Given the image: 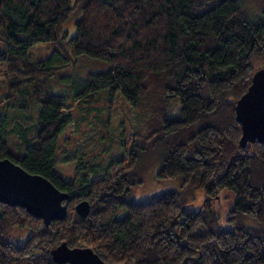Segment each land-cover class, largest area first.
Returning a JSON list of instances; mask_svg holds the SVG:
<instances>
[{"label": "trees", "instance_id": "1", "mask_svg": "<svg viewBox=\"0 0 264 264\" xmlns=\"http://www.w3.org/2000/svg\"><path fill=\"white\" fill-rule=\"evenodd\" d=\"M38 42L65 62L33 59ZM70 55L110 63L87 73L78 97L119 90L138 120L127 156L106 169L79 158L77 168L92 173L68 181L56 167L72 114L51 87ZM0 65V158L69 193L66 217L48 225L0 201V264H60L52 250L62 242L90 246L108 264H264V141L244 144L237 116L255 66L264 68V0H0ZM10 108L29 109L34 120L12 134ZM155 152L159 177L179 176L210 195L201 209L176 189L132 197L140 165ZM224 188L234 192L232 229L211 208ZM83 199L85 217L75 208ZM15 227L31 231L24 243L9 236Z\"/></svg>", "mask_w": 264, "mask_h": 264}, {"label": "rangeland", "instance_id": "2", "mask_svg": "<svg viewBox=\"0 0 264 264\" xmlns=\"http://www.w3.org/2000/svg\"><path fill=\"white\" fill-rule=\"evenodd\" d=\"M75 15L64 25L67 36L75 34ZM30 56L35 60H55L60 64L64 60L54 51L49 42H38L30 49ZM69 64L64 68L62 75L52 79V92L65 96L72 114V123L62 132L58 144L57 170L60 175L70 181L79 172L91 168H77L79 158H89L97 165V169H106L109 163L116 158L127 156L134 136L132 133L137 125L136 110L125 100L119 90L112 95L109 88L94 92L91 96L78 97L77 92L84 86L89 71H102L110 66L106 60L88 55H70ZM65 62V61H64ZM1 68V65H0ZM263 68L255 66L257 73ZM6 89L3 76L0 74V95ZM178 100H173L170 113L174 115L178 109ZM29 109L10 108V125L12 134L20 130L21 124H28L33 112ZM108 115L107 121H104ZM103 133V134H102ZM15 137V136H12ZM160 165L159 153L155 152L148 157L139 167L137 176L141 181L132 187V197L145 199L155 194L168 190L180 191L186 205L199 210L210 195L205 190H192L182 184L179 176L161 178L157 171ZM211 208L217 217V222L222 228L232 229L234 223L227 219L230 208L234 202V192L224 188L218 195L210 199ZM123 213V212H121ZM31 233L29 229L15 227L9 236L17 243H24ZM18 236V237H16Z\"/></svg>", "mask_w": 264, "mask_h": 264}, {"label": "water", "instance_id": "3", "mask_svg": "<svg viewBox=\"0 0 264 264\" xmlns=\"http://www.w3.org/2000/svg\"><path fill=\"white\" fill-rule=\"evenodd\" d=\"M238 120L242 126L241 141H264V68L254 73L248 90L239 100ZM69 193L59 189L47 177L31 173L10 158H0V201L27 209L42 218L46 225L67 215ZM85 217L90 211L88 200L75 206ZM54 261L60 264H108L90 246L70 247L62 242L52 250Z\"/></svg>", "mask_w": 264, "mask_h": 264}]
</instances>
